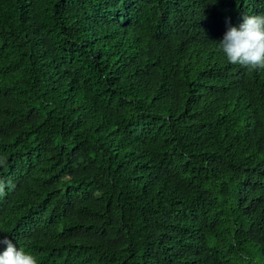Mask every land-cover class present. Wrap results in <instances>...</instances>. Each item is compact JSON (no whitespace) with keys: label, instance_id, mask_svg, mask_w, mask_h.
Listing matches in <instances>:
<instances>
[{"label":"trees","instance_id":"16d2710c","mask_svg":"<svg viewBox=\"0 0 264 264\" xmlns=\"http://www.w3.org/2000/svg\"><path fill=\"white\" fill-rule=\"evenodd\" d=\"M246 14L264 0H0V240L264 264V69L216 43Z\"/></svg>","mask_w":264,"mask_h":264},{"label":"clouds","instance_id":"9594fccd","mask_svg":"<svg viewBox=\"0 0 264 264\" xmlns=\"http://www.w3.org/2000/svg\"><path fill=\"white\" fill-rule=\"evenodd\" d=\"M238 26L228 24L223 38L216 42L227 62L254 71L264 69V14L244 15ZM5 195V183L0 181V196ZM0 252V264H38L37 258L23 247L19 250L7 238Z\"/></svg>","mask_w":264,"mask_h":264}]
</instances>
